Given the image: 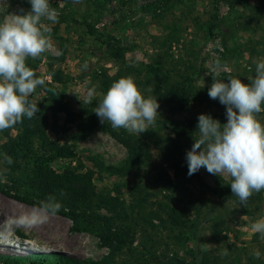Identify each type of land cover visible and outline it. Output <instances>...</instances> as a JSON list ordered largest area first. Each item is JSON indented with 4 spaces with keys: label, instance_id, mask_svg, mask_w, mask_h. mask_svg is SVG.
Returning <instances> with one entry per match:
<instances>
[{
    "label": "rangeland",
    "instance_id": "obj_1",
    "mask_svg": "<svg viewBox=\"0 0 264 264\" xmlns=\"http://www.w3.org/2000/svg\"><path fill=\"white\" fill-rule=\"evenodd\" d=\"M50 6L60 13L57 23L43 22L52 48L27 61L44 80L29 97L40 111L0 131V264H63L64 257L195 264V253L200 264H264V239L252 230L264 217V191L244 206L230 178L205 168L189 176L185 159L199 114L227 122L225 106L207 94L211 76L247 83L254 61L264 59V0ZM30 9L28 0H0V21ZM127 76L160 105L155 125L139 136L102 124L93 112L111 84ZM258 118L264 122V113ZM130 141L142 161L127 169ZM60 147L75 158L56 156ZM67 173L72 186L60 189L54 181ZM110 233L126 239L121 249L104 244Z\"/></svg>",
    "mask_w": 264,
    "mask_h": 264
},
{
    "label": "clouds",
    "instance_id": "obj_2",
    "mask_svg": "<svg viewBox=\"0 0 264 264\" xmlns=\"http://www.w3.org/2000/svg\"><path fill=\"white\" fill-rule=\"evenodd\" d=\"M28 2L30 11L21 10L22 14L0 21V131L24 118L32 119L40 111L29 97L44 80L27 61L52 48L51 29L43 22L57 23L60 13L50 6V0ZM254 64L255 75L247 83L236 77L222 80L218 74L211 76L207 94L225 106L227 122L199 114L194 132L198 136L185 157L189 176L205 168L209 174L230 178L231 191L244 206L254 193L264 191V122L258 118L264 113V59ZM94 91L87 93V103L92 102ZM159 107L156 97H146L133 77L127 76L111 84L93 112L102 124L108 122L113 129L139 136L155 125ZM6 159L12 162L10 157ZM252 230L264 239V217L252 224ZM254 256L259 259L261 253L257 250Z\"/></svg>",
    "mask_w": 264,
    "mask_h": 264
},
{
    "label": "trees",
    "instance_id": "obj_3",
    "mask_svg": "<svg viewBox=\"0 0 264 264\" xmlns=\"http://www.w3.org/2000/svg\"><path fill=\"white\" fill-rule=\"evenodd\" d=\"M128 151H129V160H128V163H129V168L133 167V166H137L141 163L142 161V154L141 152L139 151V149H137V144L134 142L132 143V141L127 142L125 143ZM54 153L56 156H58L59 158H75V152L70 149V148H66V147H60V148H56L54 150ZM125 168H123L122 170H124ZM108 171L110 172H116V171H119L118 169L114 168V167H110L107 169ZM121 170V171H122ZM126 171V170H124ZM70 175L69 173H67V175L61 177V178H57L55 181H54V184L59 187L60 189L62 188H69V186H72L71 183L68 184L69 179H70ZM88 180H90V175H88ZM68 184V185H67ZM229 188L231 189L230 185H229ZM14 198L16 200H19V201H22V202H26L28 204H31V205H37L36 203L32 202V201H29V200H26L20 196H17V195H14ZM66 215V214H65ZM200 226V225H199ZM198 226V227H199ZM197 232L195 233V239L197 238V234H198V229L196 230ZM102 239H103V242L104 244H106L108 247H111L113 249H121L122 246L124 245V243L126 242V239L124 237H122L121 235H118L116 233H110L109 235H102ZM196 256V259H195V264H200V260L198 259L197 257V253L194 254ZM61 261L63 262V264H84L83 262L79 261V260H76L74 258H69V257H64V258H60ZM109 258H106L105 260H103L102 262L100 263H85V264H107L109 262ZM56 261H59V258H57ZM55 260H52L51 261V264H54L56 262Z\"/></svg>",
    "mask_w": 264,
    "mask_h": 264
}]
</instances>
